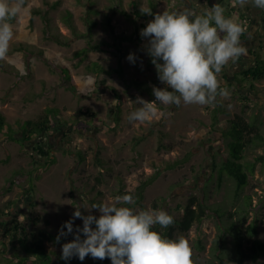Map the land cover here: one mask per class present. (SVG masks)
Masks as SVG:
<instances>
[{
	"label": "rangeland",
	"instance_id": "374dc122",
	"mask_svg": "<svg viewBox=\"0 0 264 264\" xmlns=\"http://www.w3.org/2000/svg\"><path fill=\"white\" fill-rule=\"evenodd\" d=\"M133 1L25 0L21 13L10 21L14 35L7 55L0 59V64L2 62L9 66L12 71L0 65V112L15 125L17 122L38 119L48 107H58L66 124L29 143L27 150H23L16 142L9 143L11 161L0 163V190L8 189L12 182L14 185L8 193L0 195V219L17 221L31 229L40 228L58 234L61 225L72 217L76 208L83 206L80 208L83 214L98 216V210L92 208L95 205L93 200L114 203L115 197L123 196L120 190L135 192L142 181L157 176L156 181L146 190L141 206H120H129L136 211L163 209L178 217L181 214L179 206L185 205L193 196L202 200L204 193L208 192L209 206L224 203L223 207L232 212L240 208L246 209L249 211L248 223L259 217L261 224L258 237L264 240V159L256 161L259 156H264V144L246 151V168L253 163L255 167L250 172L249 184L237 201L233 196L235 183L232 179L227 178L220 188L217 175L212 176L213 155L225 148L221 132L227 128L229 120L240 113H244L250 121L264 119V79L256 83L255 92L236 79L241 70L254 64V55L247 56L252 50H256L264 59V28L261 22L254 24L249 18L241 22L240 12L229 16L243 24L248 32L247 39H241L247 50L246 54L229 61L218 74L220 87L226 88L230 93L228 98L217 96L216 101L208 105L183 102L179 106L162 104L166 108L165 113L160 107L161 103L156 101L153 105L155 115L145 122L130 123L129 114L139 107L137 97L149 102L154 101L155 97L134 87L129 88V82L139 79L152 86L165 87L159 81L154 65L150 64V57L145 49L146 38L141 37V41L131 40L136 30L140 35V30L144 28L141 20L136 18L135 24L120 11L124 9L134 17L136 12ZM137 1L140 10H144L142 12L151 10L152 13L187 9L197 15H204L211 11L213 4L218 3L225 8L224 14H230L227 10L231 8L230 0ZM48 2H59L57 8L50 13L53 32L69 40L70 46L44 38L42 16L34 15V11L45 10ZM234 7L239 11L243 5L234 0ZM252 7L257 12L258 8ZM67 10L74 14L81 37L74 36L62 19ZM109 14L113 15L115 28L107 23ZM88 18L97 23L93 30H90ZM121 41L122 49L118 51L115 45L121 44ZM103 42L110 46L91 50L83 60L75 55L83 48ZM21 43L30 45L36 51L30 57V66L25 54L14 50ZM42 49L70 69L77 86V95L69 89V82L60 71L38 53ZM130 53L137 57L135 64L126 59ZM92 62H98L105 69L113 71L112 75L101 76V80L106 82L101 92L96 90V76L89 69ZM117 69H121L122 73L116 72ZM110 87L115 88L122 97L119 126L115 125L114 118L118 100ZM82 108L97 113L101 120L97 127L87 126L84 129V121H90L91 117L84 116ZM262 122L264 134V121ZM72 123L78 125L79 130H73L69 125ZM65 133H71L69 141L64 138ZM37 143H41L47 150L52 148L57 162L37 180L35 190L28 191L26 176L18 171L32 169L34 152L31 149ZM64 148L74 152L81 150L86 155V160L79 163V158L64 153ZM188 154H191V158L182 166L175 169L166 167L176 160L185 159ZM2 158L4 152L0 147V160ZM248 196L251 197V208L245 205V198ZM159 198H166V201ZM156 200L161 208L155 206ZM32 203L35 206H31ZM37 216L41 220L34 226L30 218ZM81 222L77 219L75 225ZM197 227L195 225L188 233L178 232L176 236L183 235L188 239L193 264H217L214 247L222 232L219 222L215 216H210L203 223L201 234ZM227 241L231 254L234 255L235 243L229 234ZM199 244L204 249L199 248ZM47 246L52 250H60V246L52 242H48ZM244 264H264V256L258 261H247Z\"/></svg>",
	"mask_w": 264,
	"mask_h": 264
},
{
	"label": "trees",
	"instance_id": "16d2710c",
	"mask_svg": "<svg viewBox=\"0 0 264 264\" xmlns=\"http://www.w3.org/2000/svg\"><path fill=\"white\" fill-rule=\"evenodd\" d=\"M122 1V0H121ZM153 3V2H152ZM59 2L46 4L45 10H35L34 15H41L44 22V38L46 40H55L58 44L64 46H70L69 40L61 37V35L53 32L52 18L50 13L52 10L56 9ZM155 7V3L152 4ZM133 8L135 10V16H130L124 9L120 11L130 19L132 22H137L136 18L141 20L142 27H145L147 22L151 20L147 14L142 12L139 8V2L133 1ZM228 17L227 14H225ZM263 22H264V10H262ZM242 21L248 17L241 14ZM62 19L68 25L73 35L76 37H81L78 27L75 24L74 14L67 10L63 13ZM89 22L90 30H93L97 24L92 19H87ZM107 23L115 28L113 24V15L109 14L107 16ZM244 27V25H243ZM248 30L245 29L244 34L241 39H247ZM116 33V31H115ZM123 39V38H122ZM131 40L141 41V36L138 30L135 31L134 36H131ZM110 46L109 43L103 42L101 44H92L87 48H83L75 53L77 57L81 60L85 59L91 50L102 49V46ZM123 42L121 44L115 45L118 51H121ZM15 51L23 52L25 54L28 66H30L31 55L36 54V51L32 50L30 45L21 43L14 47ZM44 59H46L49 64H51L55 69L59 70L61 75L66 81L69 82V89L74 93L78 94L77 86L74 82V78L70 69L59 61L58 58L50 56L45 50H39L38 52ZM252 54L255 57L254 64L241 70L240 74L236 76V79L247 88L252 91L257 90L256 83L264 79V59L256 51L252 50ZM150 64L151 58H150ZM4 69L12 71L9 66L1 64ZM89 69L94 72L96 76L95 84L96 90L98 92L102 91V87L105 86V80H101L103 74L112 75L113 71L105 69L100 63L92 62ZM116 72L122 73L121 69H117ZM129 88H136L141 91L147 92L149 95L153 96V86L147 82L139 79L131 80L128 84ZM112 93L118 100L117 111L115 112V125L120 124V113L122 107V97L121 94L113 87H110ZM243 98L248 99L247 96ZM160 107L165 113L166 108L160 104ZM81 112L84 116H90L91 120L84 121V129L87 126L97 127L101 120H99L96 112L91 111L88 108H82ZM66 120L62 116V111L58 107H48L44 113L36 120H26L24 122H17L15 125L10 123L7 118L0 112V147H2L4 152V158L0 160V163H9L11 161V151L9 148L10 142L18 143L23 150H27V145L33 142L35 139L51 133L55 128L60 125L66 124ZM217 115L215 116V122L217 123ZM264 121V119L262 120ZM262 121H250L247 119L244 113L235 114L232 119L229 120L227 128L222 130L221 135L224 140L225 148L222 152H217L213 155V170L212 176L217 175L218 187H222L227 181V178L232 179L235 183V188L233 189V196L235 201L239 199L241 193L245 187L249 184L250 172L254 171L255 164L253 163L248 169L245 166L244 160L246 157V151L251 147H259L264 144V134L261 129ZM73 130H79L78 125L72 123L69 124ZM64 138L70 140L71 133H65ZM64 139V140H65ZM165 148H169L167 145H163ZM31 151L34 152L33 157V167L30 170H19L18 173H23L26 176L27 184L29 185L28 191H34L36 188V182L42 175L57 162V156L53 153L52 148L47 150L41 143H37ZM64 153H69L73 156L79 158V163H83L86 160V155L80 150L74 152L69 148H64ZM220 157V159H219ZM191 158V154H188L185 159L176 160V162L168 164L166 166L168 169H175L182 166ZM264 156H259L256 161H261ZM157 179V176H153L147 180L142 181L136 188L135 192H129L125 190H120L122 195L131 194L137 205H142L145 199V193L149 186H151ZM213 178H211L212 180ZM11 187L5 190H0V195H5L12 189ZM209 198L208 192L204 193V198L202 200L197 197H191L185 205L179 206V211L181 214L177 217L170 214L174 218V224L168 228H161L156 225L154 230L160 232L163 236L168 238H175L178 232L188 233L195 225L198 227V233L201 234V228L205 220L210 216H215L219 222V226L222 232L218 235L217 244L214 247V254L216 257L217 264H244L247 261H258L264 256V240H261L259 235V227L261 224V219L259 217L254 218L250 223L247 222L249 211L243 208L236 210L234 212L226 209L222 205L219 206H209L207 205V199ZM162 201H166V198ZM93 204L102 203L98 200H93ZM245 205L251 208V197L245 198ZM31 206H35L34 203ZM155 206L161 208L158 200L155 201ZM242 210V211H241ZM3 212V210H1ZM236 218V219H235ZM41 217L37 216L35 218H30V221L34 226L38 224ZM82 227V222L77 224ZM233 237L234 255L228 246L227 235ZM58 234H53L47 230L40 228H32L21 224L17 221L0 219V264H111L110 259H93L91 256L85 258L84 261H80L78 258L73 257L72 259L65 261L61 259V245L72 239L69 235L66 238H61L59 243L57 242ZM48 242H52L60 246V250H52L47 246ZM199 248L204 249L201 244Z\"/></svg>",
	"mask_w": 264,
	"mask_h": 264
},
{
	"label": "clouds",
	"instance_id": "9594fccd",
	"mask_svg": "<svg viewBox=\"0 0 264 264\" xmlns=\"http://www.w3.org/2000/svg\"><path fill=\"white\" fill-rule=\"evenodd\" d=\"M244 5L249 0H237ZM25 0H0V59L5 58L13 38L10 21L22 11ZM253 6L264 10V0H251ZM141 11H144L141 9ZM220 4H213L211 11L197 15L184 11H162L153 16L140 36L146 38L145 49L151 58L159 81L165 85L153 86L155 100L137 97L139 105L128 116L129 122H145L155 115L156 101L163 105H208L217 96L228 98L229 91L220 87L218 74L229 61L246 54L241 36L245 28L235 18L226 17ZM191 17V18H190ZM126 59L135 64L137 57L130 53ZM171 89V90H169ZM131 194L115 197L114 203L92 206L98 216L83 214L76 208L72 217L59 230L57 242L71 235L72 239L61 245V259L73 257L84 261L110 259L111 264H193L192 249L183 235L175 238L163 236L154 230L156 225L168 228L174 218L166 210H139ZM82 221V227L75 220Z\"/></svg>",
	"mask_w": 264,
	"mask_h": 264
},
{
	"label": "crops",
	"instance_id": "0c3cea01",
	"mask_svg": "<svg viewBox=\"0 0 264 264\" xmlns=\"http://www.w3.org/2000/svg\"><path fill=\"white\" fill-rule=\"evenodd\" d=\"M230 6H231V8L229 9V10H227V12H230V14L228 13L227 15H228V17L232 14V13H234V12H240L239 14H244V15H246L248 18H249V20L251 21V22H253L254 24L256 23V22H261L260 24L262 25V27L264 28V23L262 22L263 21V16H262V9H260V8H258V10H257V12H255L254 10L256 9V8H253L252 6H253V4L251 3V0H249V2H247V3H245L244 5H243V7L238 11L237 10V8L236 7H234V0H230V4H229ZM236 8V9H235ZM224 10H225V8H224ZM257 14V15H256ZM261 19V20H260ZM241 22H242V19H241ZM243 25V24H242ZM250 28V27H249ZM252 53V51L250 52V54L248 55L247 54V56H251V55H253V54H251Z\"/></svg>",
	"mask_w": 264,
	"mask_h": 264
}]
</instances>
